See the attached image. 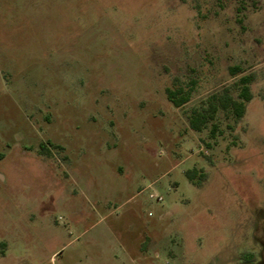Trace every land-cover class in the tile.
I'll use <instances>...</instances> for the list:
<instances>
[{
    "label": "rangeland",
    "instance_id": "374dc122",
    "mask_svg": "<svg viewBox=\"0 0 264 264\" xmlns=\"http://www.w3.org/2000/svg\"><path fill=\"white\" fill-rule=\"evenodd\" d=\"M247 74L242 119L189 127ZM175 78L192 89L178 108ZM261 248L264 0H0V264H240Z\"/></svg>",
    "mask_w": 264,
    "mask_h": 264
},
{
    "label": "trees",
    "instance_id": "16d2710c",
    "mask_svg": "<svg viewBox=\"0 0 264 264\" xmlns=\"http://www.w3.org/2000/svg\"><path fill=\"white\" fill-rule=\"evenodd\" d=\"M229 70L233 76L242 72L238 66L230 67ZM253 80V74L242 75L238 79L239 92L237 98L231 95L228 88H224L219 94H212L207 98L205 107L191 110L188 118L189 127L194 131L200 132L206 127L209 121L214 119L219 109L230 111L234 115L236 121L242 119L245 113L246 103L252 99L250 84ZM191 92L192 89H184V87L179 84L178 78L174 79L173 88H166L165 90L168 101L176 108L183 106L190 100ZM185 176L189 181L194 182L197 177V172L195 169L187 170ZM205 177V174H200L196 184H200Z\"/></svg>",
    "mask_w": 264,
    "mask_h": 264
},
{
    "label": "flooded vegetation",
    "instance_id": "af4514ba",
    "mask_svg": "<svg viewBox=\"0 0 264 264\" xmlns=\"http://www.w3.org/2000/svg\"><path fill=\"white\" fill-rule=\"evenodd\" d=\"M257 241V240H256ZM263 248L259 249H251L242 251L239 254V263L240 264H258L259 260H262V252Z\"/></svg>",
    "mask_w": 264,
    "mask_h": 264
},
{
    "label": "crops",
    "instance_id": "0c3cea01",
    "mask_svg": "<svg viewBox=\"0 0 264 264\" xmlns=\"http://www.w3.org/2000/svg\"><path fill=\"white\" fill-rule=\"evenodd\" d=\"M103 250H105V249H103ZM120 251H121V254H123V258H122V260H124L127 256L130 257V256L127 254V252H126L124 246H121V250H120ZM105 253H108L107 255L109 256L110 262H114V261H117V260H120V261H121V259H117V258H118L117 255H112V253H110L109 248H106V251H105V252L103 251L102 254H105ZM109 254H111V255H109ZM88 259L90 260L89 257H88ZM121 262H123V261H121ZM101 264H107V263L101 261Z\"/></svg>",
    "mask_w": 264,
    "mask_h": 264
},
{
    "label": "built area",
    "instance_id": "2783aa9c",
    "mask_svg": "<svg viewBox=\"0 0 264 264\" xmlns=\"http://www.w3.org/2000/svg\"><path fill=\"white\" fill-rule=\"evenodd\" d=\"M159 200H160V198H159Z\"/></svg>",
    "mask_w": 264,
    "mask_h": 264
}]
</instances>
